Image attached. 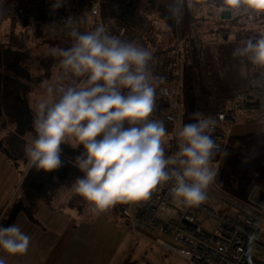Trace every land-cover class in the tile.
<instances>
[{
    "label": "rangeland",
    "instance_id": "rangeland-1",
    "mask_svg": "<svg viewBox=\"0 0 264 264\" xmlns=\"http://www.w3.org/2000/svg\"><path fill=\"white\" fill-rule=\"evenodd\" d=\"M162 1L179 8L181 12L179 21L193 31L194 39L204 40L206 49L199 52L196 61L191 57L190 61L181 57L178 82L170 87L173 89L171 96L160 100L161 108L158 109L160 118L153 119L151 123L153 130L148 133L135 128L134 123L126 117L120 106V98L112 91L113 89L104 88V92L108 91L105 93L102 89L98 92L85 90L82 96V92L78 91L69 103L59 95L58 85L69 89L72 82L79 83L87 76L89 60L97 56L98 45L101 46L108 40L96 29L95 20L88 15L83 18L89 24L88 29L84 30L86 32L81 31L76 35L68 33L66 36H72L69 38L65 37L64 30L70 28L81 30V27L65 22L66 15L65 18L56 16V10L62 9V5L59 7V0L53 6L55 10L41 8L42 12L37 16H33L28 1L27 9H21V12H24L21 14L17 13L15 0H0V46L8 45L18 49L29 47L31 61L26 62V67L33 80L39 74L41 66L48 60L45 55L56 51L58 65L54 76L44 82L31 84L28 95L24 96L37 113L45 111L44 119L50 120L56 116L55 123L59 120L51 139L67 141L72 146L78 145L89 150L108 152V149L114 148L113 160L119 158L118 147L131 141L129 156L121 161L119 166L127 171L131 182H135L143 170L136 168L135 165L151 152L162 154L163 145L169 147L179 135L189 144L184 152L199 149L200 162L205 164L196 168L195 173L206 195L211 199L236 198L239 202L253 207L256 217L264 223V118L237 122L232 127H219L217 133L225 135L226 139L221 154L212 151L216 155L214 159H209L204 154L206 150H210L209 144L214 134L199 126L201 116H211L222 109L225 110L237 94L247 91L255 94L256 90L251 89L252 87L264 91V70L259 68L256 74L251 72L245 45L254 41L252 38L258 36L257 33L261 32L262 26L259 25L260 22L252 23L254 28L260 27V30L246 34L244 41L233 33H228L225 38L202 35L199 33L200 27H203L202 20L197 18L204 15L206 20L204 24L217 21L214 15L218 12L211 8L214 6L187 0ZM104 23L108 28H115L109 17H105ZM157 24L158 30L162 31L163 24ZM87 35L92 41L83 42L89 40L85 38ZM261 36L264 43V31L261 32ZM212 42H217L216 53L212 52L214 51L212 46L207 47ZM82 44L86 46L83 47ZM218 67L221 68L222 74ZM59 100L63 102L61 105L58 104ZM263 100L264 97L261 98V101ZM171 109L177 115L175 124H167L163 120V115ZM29 148H32L30 153L32 159L43 149V144L35 143L31 135L20 136L8 122L1 124L0 211L17 195L19 184L30 168ZM108 174L109 172H105L107 178ZM77 187L78 185L76 191ZM73 193L75 191L67 199H59L60 203H66L68 207L73 204ZM52 205L58 211L62 210V207L56 206L54 202ZM92 210L94 211L84 219L87 226L81 228L83 232H91V239L97 236L103 243L109 240L118 244L124 235L130 237L128 229L125 226L127 230L121 227L122 222L121 225L110 224L102 220L104 215L102 212ZM75 212L78 215L77 210ZM39 216L42 222L40 225L29 223L24 215L19 216L8 238L0 245V264H11L9 260L11 252L12 260L23 264L41 263L47 258V253L52 254V250L45 248L44 243L54 240L60 244L67 231H63L61 235L44 232L43 229L49 221L42 213ZM91 218H94V228ZM204 226L208 234H211L216 221L206 219ZM260 240L264 242V236ZM79 241L80 238L76 237L74 244ZM38 243L42 246H35ZM30 244L35 246V255L24 261L23 252L28 251ZM129 258L138 264H187L147 238L135 242ZM65 260L67 259L64 258Z\"/></svg>",
    "mask_w": 264,
    "mask_h": 264
},
{
    "label": "trees",
    "instance_id": "trees-1",
    "mask_svg": "<svg viewBox=\"0 0 264 264\" xmlns=\"http://www.w3.org/2000/svg\"><path fill=\"white\" fill-rule=\"evenodd\" d=\"M250 6H258L257 14L250 15ZM22 12L21 8L17 9V13ZM102 12V20L109 17L115 28L112 27V35L108 37L106 46L98 45L97 56L89 60V73L81 79L85 89H75L78 82H72L69 89L62 86L59 95L69 103L78 91L82 92V96L85 90L98 92L102 89L104 92V88L113 89L120 98V106L126 117L134 123L135 128L148 133L153 130V119L160 118V115L158 109L148 108L147 91L155 84H177L181 57L186 61H196L199 52L206 49V43L194 39L193 31L179 21L181 12L177 6H170L162 0H130L120 10H113L106 5ZM37 15L33 12V16ZM214 17L217 21L205 24L204 15L197 18L203 24L200 34L225 38L228 33H233L244 41L246 34L260 30V27L254 28L252 23L260 22L261 32L264 31V0H244L229 19H221L218 13ZM157 23L163 24L162 31L158 30ZM261 32L252 38V43L245 44L253 74L260 69L264 70ZM216 43L207 46H212L214 53L217 52ZM28 51L27 46L23 49L0 46V126L8 122L20 136L31 135L35 143L43 144V149L32 159V148L28 149L30 168L19 184L17 195L0 211V245L20 215L36 224L38 213L56 201L57 205L65 206L66 210H77L83 214L86 211L88 215L94 211L92 209H97L105 214L109 223L121 225L125 205L123 190L133 186L140 177L138 175L135 182H131L127 171L119 166L129 156L131 141L118 147L119 158L113 160L114 148L108 149V152L89 150L78 145L72 146L67 141L51 139L59 120L55 123L56 116L50 120L44 119L45 111L37 113L24 96L28 95L31 84L44 82L54 76L58 65L56 51L45 55L48 60L41 66L34 80L26 67V62L31 61ZM217 69L221 71L220 67ZM62 103L58 101L59 105ZM188 145L177 135L169 147L163 145L162 154L151 152L135 166L144 170L157 155H173L181 159ZM204 154L209 159L216 156L210 150ZM105 172H109V178ZM74 191L70 208L66 203H60L59 199H67ZM132 263L126 260L123 264Z\"/></svg>",
    "mask_w": 264,
    "mask_h": 264
},
{
    "label": "built area",
    "instance_id": "built-area-1",
    "mask_svg": "<svg viewBox=\"0 0 264 264\" xmlns=\"http://www.w3.org/2000/svg\"><path fill=\"white\" fill-rule=\"evenodd\" d=\"M26 1L30 9L39 15L41 8L55 10L53 6L58 0H17L18 10L27 9ZM59 1L62 9L56 10V16L65 18L66 15L65 22L81 27V30H64L65 37H72L66 36L68 33H85L89 24L83 18L88 15L95 20L96 29L102 36L108 38L113 28H108L101 18L104 7L109 5L113 10H120L130 0ZM188 1L210 4L215 7H211L214 12L226 10L231 13L238 10L244 0ZM248 10L253 16L257 14L258 6H250ZM85 38L90 40L91 37L87 35ZM170 87L153 85L147 91L148 108L160 109V100L171 96L173 89ZM62 89L58 85V92ZM75 89H85V83L81 80ZM251 89L256 93L241 92L225 110L199 119V126L214 134L209 144L210 151L223 152L226 137L217 133L219 127H232L237 122L264 118V100L261 101L264 91ZM163 120L167 124H175L177 115L171 109L163 115ZM199 157L197 148L185 152L181 159L173 155L153 157L137 182L123 190L124 226L136 234L153 235L156 243L187 264H264V242L260 240L264 236V223L256 217L253 207L236 198L211 199L206 195L195 173L196 168L205 164L200 162ZM210 218L216 221V226L208 234L204 221Z\"/></svg>",
    "mask_w": 264,
    "mask_h": 264
},
{
    "label": "crops",
    "instance_id": "crops-1",
    "mask_svg": "<svg viewBox=\"0 0 264 264\" xmlns=\"http://www.w3.org/2000/svg\"><path fill=\"white\" fill-rule=\"evenodd\" d=\"M15 1H16L15 8L18 9L17 0ZM218 14L220 15V12ZM52 206L53 205H51V207L47 209H43L38 213L36 217L37 219L36 224L30 222L29 220L27 221L34 225H40L42 222L39 214L42 213L45 219L49 221L48 223H46V227L43 229L44 232L49 231V233L54 235H61L63 231L64 232L67 231V233H65L64 239L60 242V244L56 243V241L54 240H52L53 243L45 242L44 247L50 248V250H52V254L47 253L46 256L47 258L43 262L35 263V264H123L126 260L133 262L132 264H138L129 258L132 250V246L139 239L147 238L151 241L153 240V235L151 234H143V233L136 234L133 231L127 230L126 228H124L123 220L121 227L129 231L128 233L130 234V237H128V235H124L123 240L121 242H118V244L115 243L114 241L111 242L109 240L106 241L107 243H103L99 241V238L97 236H94L93 239H91L92 235L90 231L83 232L81 230L83 226H87L85 224L84 219L88 216V213L83 215L82 212L80 213L79 211H77L78 213L77 215L75 214L76 212L74 213L73 210L70 209L66 210V207L63 205H56L58 207H62L61 211H58L55 207ZM91 212L92 211H90L89 215L91 214ZM102 220L107 221L105 214L103 215ZM90 221L92 222L93 225L94 218H91ZM94 227L95 226L93 225L92 228ZM11 231L9 232V234L11 233ZM8 236L6 237V239L8 238ZM76 237L80 238V241L79 243L74 244ZM153 242L155 241L153 240ZM17 246H21V245H17ZM35 246L41 247L42 244L38 243V245ZM35 246L30 244L28 247V251L23 252L24 255H22L23 256L22 259L24 261L27 260V258L29 257L32 258V256L35 255ZM12 255L13 253L11 252V255L9 256V260L11 264H23V263H15L12 260ZM64 258H66L67 260L64 261Z\"/></svg>",
    "mask_w": 264,
    "mask_h": 264
},
{
    "label": "water",
    "instance_id": "water-1",
    "mask_svg": "<svg viewBox=\"0 0 264 264\" xmlns=\"http://www.w3.org/2000/svg\"><path fill=\"white\" fill-rule=\"evenodd\" d=\"M230 15H231V13L229 11H226V10L220 12V17H221V19H224V20L229 19Z\"/></svg>",
    "mask_w": 264,
    "mask_h": 264
}]
</instances>
